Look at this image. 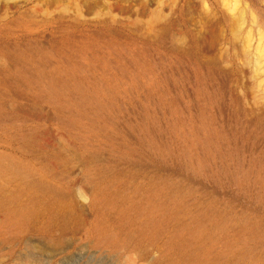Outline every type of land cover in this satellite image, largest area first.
Wrapping results in <instances>:
<instances>
[{
	"label": "rangeland",
	"instance_id": "374dc122",
	"mask_svg": "<svg viewBox=\"0 0 264 264\" xmlns=\"http://www.w3.org/2000/svg\"><path fill=\"white\" fill-rule=\"evenodd\" d=\"M0 169V264H264V0H0Z\"/></svg>",
	"mask_w": 264,
	"mask_h": 264
},
{
	"label": "bare ground",
	"instance_id": "6f19581e",
	"mask_svg": "<svg viewBox=\"0 0 264 264\" xmlns=\"http://www.w3.org/2000/svg\"><path fill=\"white\" fill-rule=\"evenodd\" d=\"M17 61H21L20 58L17 59ZM15 62L16 65V71L18 72V74H20L22 77H27L24 74V69H22V66L18 65L19 63ZM12 66V65H11ZM12 69V68H11ZM40 75H45V77H47V83L44 84V86H42V92L44 94V96L47 98V96H51L50 100L51 101H59L61 103V105L65 106V108H68V106H71V104L68 102V100L73 101L74 98H72L70 92H71V88L73 87L74 90H79L80 88L77 87L76 85H72L69 86L66 83V78L64 77H59V78H54L52 75L48 76L47 74L43 73L42 71L40 72ZM20 83V82H19ZM72 88V89H73ZM81 94V101L84 102L87 99L91 100L89 97H85L82 92ZM75 102V101H74ZM37 103V102H36ZM77 106V105H76ZM71 110V109H70ZM38 111V110H36ZM39 112V111H38ZM37 113V112H36ZM39 114V113H38ZM27 115V114H26ZM40 115V114H39ZM44 118V116H43ZM30 145V144H29ZM32 146H37L40 148H45V146L48 145V143L44 140V138L41 137H37L34 140V143H31ZM60 162V161H59ZM2 164V163H1ZM4 166V165H3ZM2 167V166H1ZM136 167V166H135ZM7 168V167H6ZM5 168V170H6ZM0 171H2L0 169ZM109 196V195H108ZM109 198V197H108ZM13 201V200H12ZM11 201V203H12ZM113 202V201H111ZM10 203V204H11ZM120 204V203H119ZM126 210V209H125ZM25 215V214H24ZM143 220V219H142ZM139 235V234H138Z\"/></svg>",
	"mask_w": 264,
	"mask_h": 264
}]
</instances>
